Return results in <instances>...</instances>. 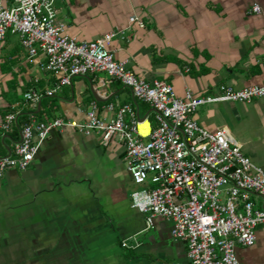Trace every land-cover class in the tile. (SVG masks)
I'll return each instance as SVG.
<instances>
[{
  "label": "crops",
  "instance_id": "0c3cea01",
  "mask_svg": "<svg viewBox=\"0 0 264 264\" xmlns=\"http://www.w3.org/2000/svg\"><path fill=\"white\" fill-rule=\"evenodd\" d=\"M258 4L260 13L252 12ZM56 21L78 41L117 33L109 48L139 78L161 79L178 97L213 96L264 83V0H56ZM30 58L17 36L0 46V125L9 113L18 126L0 133V157L21 137L20 121L55 118L81 121L96 102L101 118L109 104H130L143 120L155 113L130 89L104 74L76 77L37 108L25 101L31 89L45 92L58 76ZM42 114H39L40 111ZM204 129L230 130L243 152L264 168V98L250 103L199 107ZM141 128L149 133L146 123ZM126 147L102 143L99 132L54 129L26 170L0 180V264L186 263L187 244L172 235L173 222L132 206L136 185L127 169ZM128 246L124 247L123 244ZM240 264H264V227L250 247H237Z\"/></svg>",
  "mask_w": 264,
  "mask_h": 264
},
{
  "label": "built area",
  "instance_id": "2783aa9c",
  "mask_svg": "<svg viewBox=\"0 0 264 264\" xmlns=\"http://www.w3.org/2000/svg\"><path fill=\"white\" fill-rule=\"evenodd\" d=\"M56 0H0V46L8 35L17 36L30 58L42 54V68L58 76L45 92L31 89L25 101L37 108L46 96L72 85L76 77L107 75L130 89L155 113V126L130 104H109L113 119L99 115L91 103L83 120L55 118L24 124L13 150L0 157V180L11 169L26 170L54 129L73 128L99 132L102 143L112 140L126 147L127 169L141 189L131 194L132 206L147 215V226L157 218L173 222L172 235L187 244L186 263L240 264L237 247H250L257 230L264 227V168L242 150L230 130L202 128L195 120L199 107L213 103H250L264 98V83L236 89L220 87L213 96L178 97L174 87L161 79L139 78L119 61L109 46L117 33L93 41H78L56 21ZM252 12L260 13L258 4ZM147 122L149 133L140 124ZM18 126V115L9 113L0 125L5 134ZM124 247L128 244L124 243Z\"/></svg>",
  "mask_w": 264,
  "mask_h": 264
},
{
  "label": "trees",
  "instance_id": "16d2710c",
  "mask_svg": "<svg viewBox=\"0 0 264 264\" xmlns=\"http://www.w3.org/2000/svg\"><path fill=\"white\" fill-rule=\"evenodd\" d=\"M50 97H52V96H46V97H44L43 99H42V102L46 99V98H50ZM42 110L39 112V114H42ZM30 120L28 119V118H25L24 120H22V121H20V125L19 126H21V125H23V124H26V123H28ZM153 121V125L155 126V122H154V120H152Z\"/></svg>",
  "mask_w": 264,
  "mask_h": 264
},
{
  "label": "bare ground",
  "instance_id": "6f19581e",
  "mask_svg": "<svg viewBox=\"0 0 264 264\" xmlns=\"http://www.w3.org/2000/svg\"><path fill=\"white\" fill-rule=\"evenodd\" d=\"M144 123H146L147 125H148V123L147 122H144ZM142 124V123H141ZM141 124H140V129H141V132L143 133V134H148V132H147V130L146 129H143V128H141ZM149 127V126H148Z\"/></svg>",
  "mask_w": 264,
  "mask_h": 264
},
{
  "label": "water",
  "instance_id": "95a60500",
  "mask_svg": "<svg viewBox=\"0 0 264 264\" xmlns=\"http://www.w3.org/2000/svg\"><path fill=\"white\" fill-rule=\"evenodd\" d=\"M41 105V102L39 103V106ZM140 120L142 121L143 119L142 118H140Z\"/></svg>",
  "mask_w": 264,
  "mask_h": 264
}]
</instances>
